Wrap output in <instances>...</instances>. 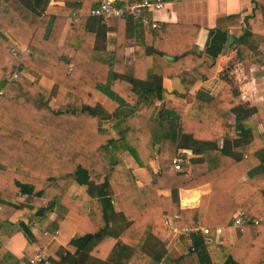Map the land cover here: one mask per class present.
<instances>
[{
    "label": "trees",
    "instance_id": "trees-1",
    "mask_svg": "<svg viewBox=\"0 0 264 264\" xmlns=\"http://www.w3.org/2000/svg\"><path fill=\"white\" fill-rule=\"evenodd\" d=\"M51 1L0 0V201L17 204L24 196L30 204L38 197L45 204L35 210L27 204L31 218L57 206L83 217L78 235L50 264H128L139 250L158 264L165 254L159 248L166 233L161 222L173 213L179 214L180 226L210 229L211 252L202 234L191 235L192 245L200 264H219L216 228L230 225L238 210L246 217L264 211V135L254 118L259 112L264 125V110L244 102L231 81L224 96L198 98L182 116L164 98L163 80L178 76L191 82L216 74L223 47L248 37L251 20L264 17V0H253L254 12L239 38L220 28L172 22L153 27L138 20L132 75L126 60L130 16L111 18V25L86 16L68 24L69 14L90 12L102 0H56L65 5L50 8ZM113 30L115 47L109 50L107 33ZM8 32L29 46L23 67L49 78L53 89L23 76L11 80L18 65L10 55ZM158 101L163 106L153 117ZM230 112L235 124L225 119ZM101 120L114 121L118 132L103 130ZM242 146L249 147L246 156L237 150ZM182 148L192 149L193 164L207 165L204 173L185 180L186 189L211 186L204 217L198 207L182 208L174 192L160 195L159 207H148L123 158L130 153L151 171L153 158H175ZM238 182L253 189L242 202L230 193ZM238 233L221 264H264V225L250 223ZM111 238L118 241L110 258H96Z\"/></svg>",
    "mask_w": 264,
    "mask_h": 264
},
{
    "label": "crops",
    "instance_id": "crops-1",
    "mask_svg": "<svg viewBox=\"0 0 264 264\" xmlns=\"http://www.w3.org/2000/svg\"><path fill=\"white\" fill-rule=\"evenodd\" d=\"M64 5L65 2L63 1L52 0L50 8ZM254 9L255 3L253 0H173L167 2L165 9L147 15L161 24L172 22L198 25L205 29L220 28L227 30L230 37L239 38L247 30L246 18L253 14ZM88 13L87 11L82 15L69 14L68 24L76 23L83 16L91 18ZM260 16L251 20L253 29H251L248 37L243 38L241 42L231 41L223 47L217 72L212 77L191 82L184 81L178 76L164 78V98L172 101L173 106L177 108L180 115H187L198 98L208 99L224 96V91L231 87V81L240 88L241 98L244 102L248 103L250 107L264 110V17L261 18ZM138 20L140 19L133 16L128 19V27L132 35L126 58L128 75H132L134 70L135 43L138 41V35L141 31L137 26ZM105 23L111 25V20ZM143 25L146 26V24ZM5 37L12 46L11 50L17 48L21 52L20 58H13L16 60L17 65L18 62L22 63L20 65L22 76L29 81H38L41 85L53 89L54 82L49 78L23 67L24 58L28 55L23 54V49L27 47L29 53V46L20 42L14 32H8ZM115 39V31H109L107 33V48L109 50L114 49ZM67 53L71 56L74 54V50L68 49ZM147 58V70L150 71L152 58L151 56ZM166 58L172 59L173 57L166 55ZM66 102L67 99L63 101L62 107H65ZM162 106V101H158L152 113L153 117H158ZM259 115L260 113L257 112L254 118L259 131L264 135V125ZM225 119L230 124L236 122L235 115L231 112L226 115ZM100 126L103 130L111 133H117L119 130V126L112 120H101ZM222 143L223 138H218V145L222 146ZM237 150L246 156L249 147L242 146ZM179 154L185 157L182 170L174 169V158H153L150 161L151 171L140 166L130 153L124 154L123 158L127 166L134 171L139 191L148 207H159L161 204L160 195L167 197L174 192L178 194L182 208L198 207L201 216L204 217L211 186L206 184L197 188L186 189L185 180L187 176L204 173L207 170V165L205 163L193 164L191 159L195 155L190 148L179 149ZM153 173L157 175L155 178L152 176ZM230 193L239 202H242L246 196L253 193V189L244 182H238L231 188ZM18 199V203L21 204L0 201V264H31L30 258L40 250H45L55 261V255L61 252V248L66 247L78 235V228L83 221V217L74 210H65L57 206L55 209L45 212L44 215H34L31 218L26 206L29 205L35 210L45 204L44 200L34 197L29 200L30 204H28L24 196H20ZM239 211L241 210L237 212ZM169 215L172 214L166 216ZM166 216L163 217V223L161 222L166 233L159 246L165 254L158 264H200L197 252L186 253L192 244V237L180 236L175 232L170 233L169 228L165 225ZM249 217L261 219L259 224L264 225V211ZM231 224L218 226L226 228L222 238L218 239L216 231L214 233L221 250L216 253L219 264H221V261L224 262V254H229L238 240L239 229L232 227ZM202 235L207 239L206 242L209 245L207 248L210 251L212 249L211 239L207 238L208 235ZM117 241L116 238L108 240L95 254L96 258L107 261ZM151 241L153 242V239ZM146 250H149V248L146 247ZM140 253L139 250L136 255L133 254L128 264H153L151 257L143 258ZM50 254L54 255L51 256ZM153 254L155 255V251ZM176 259L179 262L173 263L172 261ZM213 263L216 264V262ZM109 264L116 263L110 262Z\"/></svg>",
    "mask_w": 264,
    "mask_h": 264
},
{
    "label": "built area",
    "instance_id": "built-area-1",
    "mask_svg": "<svg viewBox=\"0 0 264 264\" xmlns=\"http://www.w3.org/2000/svg\"><path fill=\"white\" fill-rule=\"evenodd\" d=\"M167 2L165 0H139L134 3H122L121 0H102V2L93 8L88 15L91 17L100 18L103 22H106L114 17H137L143 24H151L153 27H159L160 23L152 20L147 14L153 13L158 10L165 9ZM24 55L28 54V48L23 49ZM21 52L17 48L11 50L12 57L20 58ZM22 54V55H23ZM17 69L11 75V80H16L22 76V70L20 69L21 62H18ZM185 157L181 154L176 156L173 160V165L175 170H182V165L184 164ZM179 214L173 213L172 215L166 216L165 225L169 228L170 233L175 232L178 235L191 236L193 234H204L209 235L210 229L205 226L198 225L194 228L183 227L178 224ZM259 224L261 219H252L251 217H246L243 212L239 211L235 214L232 227L243 231L244 228L250 224ZM225 227H217L216 234L218 239L223 237L225 232ZM196 252L195 246L191 244L186 253ZM51 257L45 250H40L34 256L30 258L31 264H50Z\"/></svg>",
    "mask_w": 264,
    "mask_h": 264
}]
</instances>
